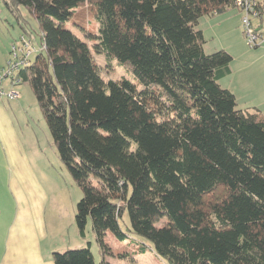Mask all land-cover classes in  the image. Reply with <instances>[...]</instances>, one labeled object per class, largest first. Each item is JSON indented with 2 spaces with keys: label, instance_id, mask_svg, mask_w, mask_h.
I'll list each match as a JSON object with an SVG mask.
<instances>
[{
  "label": "trees",
  "instance_id": "1",
  "mask_svg": "<svg viewBox=\"0 0 264 264\" xmlns=\"http://www.w3.org/2000/svg\"><path fill=\"white\" fill-rule=\"evenodd\" d=\"M4 1L39 26L45 50L16 76L31 86L82 191L79 234L90 218L101 245L107 231L122 239L127 212L132 232L166 264H264V113L237 107L218 82L231 55L206 53L196 27L235 0ZM84 4L96 32L74 19ZM69 22L136 81L103 79ZM51 255L54 264H94L88 246Z\"/></svg>",
  "mask_w": 264,
  "mask_h": 264
},
{
  "label": "rangeland",
  "instance_id": "2",
  "mask_svg": "<svg viewBox=\"0 0 264 264\" xmlns=\"http://www.w3.org/2000/svg\"><path fill=\"white\" fill-rule=\"evenodd\" d=\"M259 1L261 5H264V0ZM256 7L255 10H257ZM236 8H227L228 10L225 12L232 11L234 15L220 24L211 25L205 20L212 18L210 16L213 15H204L199 18L198 22L202 29L205 28V36L208 37L206 50L208 48L223 49L234 53L231 62L233 72L222 79L219 82L220 85L225 87L232 83L238 82L242 85L245 83L242 90L247 91L254 87L251 85L254 77L258 76L259 80L264 82V10L257 12V16L250 15L249 17L251 26L259 35L257 42L250 45L247 35L243 32V17ZM220 14L218 13V15ZM214 15L216 16L217 13ZM74 19L84 25L86 31L96 32L97 24L92 6L84 4L76 11ZM236 19L237 22L239 19V23H237L240 26L239 29L234 27ZM66 27L79 38L88 42L103 79L126 78L132 82L136 81L128 66L121 65L114 57L107 58L104 54L96 53L89 37H86V33L84 34V31L77 28L73 22L67 23ZM39 33L37 21L27 8L18 6L17 10L13 11L4 0H0V43L5 50L9 45V52L10 44L14 40L18 41L21 35H25L27 38L32 37L34 43L38 45L40 42ZM238 34L242 35L243 42ZM35 55L32 54L31 59ZM6 88L9 89L10 86ZM15 88L21 94L19 100L22 99L23 102L18 109L15 108V102L8 106L12 111L14 126L20 135L22 144L20 145L18 163L14 167L4 168V163L0 162L1 231L5 227L14 226L24 217L26 221L32 220V216L36 212L35 216L42 220L44 225L43 250L51 246L54 251L62 252L67 249L88 246L94 264H100L102 261L107 264H166L154 253L148 240L132 232L127 212L119 219L120 228L125 233L122 239L107 231L103 238L104 244L101 245L96 239L90 218L86 222L84 235L79 234L75 213L76 204L82 196V191L57 155L52 136L31 86L29 83L22 82ZM253 91H260V89L253 88ZM16 187H19L21 192H14L13 188L16 189ZM16 196L25 200L26 207L23 216L17 215ZM27 227L24 225V228Z\"/></svg>",
  "mask_w": 264,
  "mask_h": 264
},
{
  "label": "crops",
  "instance_id": "3",
  "mask_svg": "<svg viewBox=\"0 0 264 264\" xmlns=\"http://www.w3.org/2000/svg\"><path fill=\"white\" fill-rule=\"evenodd\" d=\"M236 10L241 13V17L244 16V13L241 10H238L237 8ZM233 15L234 12L228 11L220 15H218L217 13L216 16L213 14V16H210L212 18H208L205 20H207L211 25H215L217 23L220 24L222 22H225L230 16ZM237 23H239V19L238 22L236 19V23L234 26L236 29H239L240 26L237 25ZM196 27L197 29H200L202 31L205 38V43L203 44L204 51H206V53L215 51V49L213 48H208V50L205 49L206 42L208 41V37L205 36L204 32L205 28L202 29L200 27V22L197 23ZM238 36L241 42H243L242 35L240 36L238 34ZM8 49L9 45H7V49L5 50L0 43V69L5 65L9 57ZM227 52L232 54L231 57L233 59L234 53L230 50H227ZM231 62L230 73L227 75H230L233 72ZM226 76L219 79L218 82H220ZM259 81L260 80L258 76L254 77L252 80L251 85H254L253 88L260 89V91L256 92L253 91V88H249L247 91L242 90V87L245 85V83L242 85V83L237 82L232 83L229 86L222 87L229 89L234 94L236 104L239 109H258L259 111L264 113V82ZM8 86H10L9 81H5L4 87L6 88ZM18 93L19 97L17 99H0V162L4 163V168L14 167L18 163L20 157V145L22 144V140L20 138V135H18L16 131L12 119V111L8 106L11 103L15 102V108H19L23 100H19L21 98V94L19 91ZM258 100H261V102H258ZM11 174H13V172H11ZM13 191H17L18 193L21 192L19 187H16V189L13 188ZM15 200L18 206L17 215L23 216V211H25L26 207L25 200H23L20 196H16ZM35 213L32 216V220L26 221L24 220L25 217L19 220L14 225L15 228H13L14 226H10L8 228L5 227L2 231L0 229V264H54L51 255V253L54 251V248H51L50 246V248L43 250L42 244L45 240L42 239L44 233V225L42 223V220L35 216ZM24 225H27L28 227L24 228Z\"/></svg>",
  "mask_w": 264,
  "mask_h": 264
},
{
  "label": "built area",
  "instance_id": "4",
  "mask_svg": "<svg viewBox=\"0 0 264 264\" xmlns=\"http://www.w3.org/2000/svg\"><path fill=\"white\" fill-rule=\"evenodd\" d=\"M235 6L240 7V10L245 13L242 18L244 33L247 35L248 43L254 45L259 35L251 27L249 16L258 15L255 10V2L254 0H235ZM42 50H45V45L42 42L36 45L32 37L27 38L25 35H21L18 41L14 40L10 44L8 60L5 66L0 69V99L14 100L19 97L15 87L20 84V80L16 73L29 63L32 54ZM5 81H9V89L4 87Z\"/></svg>",
  "mask_w": 264,
  "mask_h": 264
},
{
  "label": "bare ground",
  "instance_id": "5",
  "mask_svg": "<svg viewBox=\"0 0 264 264\" xmlns=\"http://www.w3.org/2000/svg\"><path fill=\"white\" fill-rule=\"evenodd\" d=\"M38 53V52H37ZM37 53H34V54H37Z\"/></svg>",
  "mask_w": 264,
  "mask_h": 264
}]
</instances>
